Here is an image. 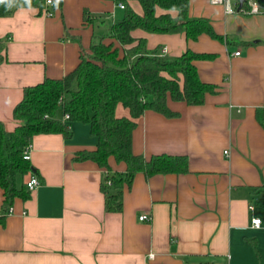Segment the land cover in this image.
<instances>
[{
    "label": "crops",
    "instance_id": "obj_1",
    "mask_svg": "<svg viewBox=\"0 0 264 264\" xmlns=\"http://www.w3.org/2000/svg\"><path fill=\"white\" fill-rule=\"evenodd\" d=\"M130 3L141 12L138 0ZM31 8L0 17V120L8 129L26 86L74 69L105 20L123 15L115 0H60L52 16L44 2ZM189 14L208 18L223 39L133 32L149 49L166 46L174 56L187 49L214 54L194 63L217 92L197 105L169 99L178 115L146 110L133 132L135 153L186 156L188 170L137 172L122 210L109 212L105 169L75 158L96 148L89 124L74 122L70 138L37 134L30 163L40 184L28 199L17 197L0 223V264H264V206L254 194L264 186V13H227L223 4L190 0ZM117 113L129 110L119 105ZM109 164L126 171L114 156ZM3 200L0 187V213ZM143 213L149 218L139 220Z\"/></svg>",
    "mask_w": 264,
    "mask_h": 264
},
{
    "label": "trees",
    "instance_id": "obj_2",
    "mask_svg": "<svg viewBox=\"0 0 264 264\" xmlns=\"http://www.w3.org/2000/svg\"><path fill=\"white\" fill-rule=\"evenodd\" d=\"M122 1L126 3L122 17L110 26L108 35L94 36L74 69L62 77H46L24 88L23 98L13 111L14 129H8L0 120V187L4 193L0 223H4L17 197H30L26 181L21 185L18 181L36 172L30 160L24 158L33 137L62 133L70 138L74 122L89 124L91 134L97 137L95 149L81 150L75 158L93 160L105 169L101 190L109 212L122 210L124 188L131 186L137 172L149 177L188 170L186 156L162 153L147 158L135 153L133 132L146 110L168 117L178 115L169 107V99L197 105L205 101L207 93L217 92L218 86L202 80L194 63L214 54L191 49L177 56L162 53L160 46L149 49L147 38L136 37L133 32H184L188 39H197L202 33L216 39L223 36L208 18L189 14L190 0H138L141 12L133 8L130 0ZM43 2L31 0V7L42 6ZM21 6L27 7L23 0L10 9L0 4V17L12 15ZM248 7L245 2L237 11L247 12ZM119 105L127 108L129 115H118ZM65 114H69L66 120ZM258 117L264 125V118L260 114ZM111 156L126 163L125 172L112 170ZM254 194L255 203L264 206V186L256 188Z\"/></svg>",
    "mask_w": 264,
    "mask_h": 264
},
{
    "label": "built area",
    "instance_id": "obj_3",
    "mask_svg": "<svg viewBox=\"0 0 264 264\" xmlns=\"http://www.w3.org/2000/svg\"><path fill=\"white\" fill-rule=\"evenodd\" d=\"M115 1L119 8L125 9L126 7L125 1H122V0H115ZM210 1L214 3L213 0H210ZM245 2H247L249 6L247 10L248 13H254V14L264 13V0L262 2L260 0H245ZM44 4L46 5L45 14L47 16H52L54 14V11L52 9V6L54 5V0L52 3H49V0H45ZM214 4H223L225 7V11L227 13H234L236 12L237 7L239 5V0H217V2H215ZM166 51H167V47L165 46L162 49V53H166ZM235 54H240V51H236ZM68 118H69V114H65L63 116L64 120ZM30 149H31V145H29L24 152V158L27 160L31 159ZM26 184L29 190H33L35 187H37L40 184V180L35 173H30V177L26 180ZM251 210H254V206L251 207ZM12 211H13V207L11 206L9 208L8 213ZM148 218L149 216L147 213H143L139 215V220H146ZM252 223L254 226H257V227L261 226L262 224L261 218L254 217L252 219ZM150 256H153V254H150Z\"/></svg>",
    "mask_w": 264,
    "mask_h": 264
},
{
    "label": "clouds",
    "instance_id": "obj_4",
    "mask_svg": "<svg viewBox=\"0 0 264 264\" xmlns=\"http://www.w3.org/2000/svg\"><path fill=\"white\" fill-rule=\"evenodd\" d=\"M52 2H53V0H49V3H52ZM213 2L215 3V2H217V0H213ZM18 3H20V0H0V4H4L9 9L16 6ZM59 3H60V0H55L53 6L58 8ZM23 4L27 5L29 10H33L31 8V0H23Z\"/></svg>",
    "mask_w": 264,
    "mask_h": 264
},
{
    "label": "rangeland",
    "instance_id": "obj_5",
    "mask_svg": "<svg viewBox=\"0 0 264 264\" xmlns=\"http://www.w3.org/2000/svg\"><path fill=\"white\" fill-rule=\"evenodd\" d=\"M135 4H136V3H135ZM112 24H113V20H111V19H107V20H105V22L103 23V27L99 30L98 33H100V35H101V33H102V34L107 33V32L109 31L110 26H111ZM22 181H23V179L20 178L19 181H18V183L21 185Z\"/></svg>",
    "mask_w": 264,
    "mask_h": 264
},
{
    "label": "water",
    "instance_id": "obj_6",
    "mask_svg": "<svg viewBox=\"0 0 264 264\" xmlns=\"http://www.w3.org/2000/svg\"><path fill=\"white\" fill-rule=\"evenodd\" d=\"M244 2H245V0H239L238 9H240L242 7Z\"/></svg>",
    "mask_w": 264,
    "mask_h": 264
}]
</instances>
